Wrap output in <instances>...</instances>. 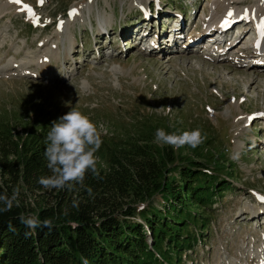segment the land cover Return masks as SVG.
<instances>
[{"label":"rangeland","instance_id":"obj_1","mask_svg":"<svg viewBox=\"0 0 264 264\" xmlns=\"http://www.w3.org/2000/svg\"><path fill=\"white\" fill-rule=\"evenodd\" d=\"M214 1L147 0L145 7H139L136 0H22L12 5L0 0L4 13L0 21V113H17L14 116L27 125L37 120L51 124L69 108H77L97 125L103 124L108 130L105 135L114 132L115 136L137 132L135 123L150 124L156 119L169 133L201 131L204 140L196 148L208 149L201 157L188 145L174 148L156 142V137L151 139L166 149L160 150L158 158L184 155L204 161L200 165L210 170L224 166L218 176L231 183L228 192L215 195L212 205L191 208L208 211L210 218L204 232V222L190 226L192 248L174 258L177 264H248L250 250L258 253L256 244L259 240L264 244V202L258 198L264 197V65L262 60H257L262 61L260 67L234 63L227 58L232 50L218 49L233 40L231 46L239 47L251 32L244 29L248 23L241 22L253 19L258 4L254 0L237 6ZM183 4L184 8L174 10ZM157 5L163 9L156 11ZM73 10L76 14L70 15ZM213 15L217 21L223 17L233 21L222 27L227 31L223 43L216 46L215 40L218 51L212 49V53H221L208 56L202 51L212 37L208 30L206 37L203 33ZM129 23L135 29L128 28ZM59 28L69 36L42 46L40 42ZM134 30L143 31L135 36ZM130 36L147 46L131 45ZM52 45L53 52L38 57V51ZM19 49L20 58H14ZM27 56L32 62L24 66ZM229 69L251 71L263 86L248 92L243 76ZM232 80L241 82L242 92L235 90ZM18 130L22 131L21 124ZM176 161L168 157L163 171L172 176Z\"/></svg>","mask_w":264,"mask_h":264},{"label":"trees","instance_id":"obj_2","mask_svg":"<svg viewBox=\"0 0 264 264\" xmlns=\"http://www.w3.org/2000/svg\"><path fill=\"white\" fill-rule=\"evenodd\" d=\"M9 115L0 113V194L19 189V195L10 211H0V264H177L174 258L192 248L190 226L204 222L201 230H207L209 212L191 208L210 206L215 195L231 189L217 173L224 166L210 170L184 155L158 158L166 150L151 140L164 129L159 119L135 123L137 132L103 135L96 153L99 176L88 172L83 185L71 190L44 188L38 180L51 175L44 157L49 120L27 125ZM199 148L197 154L205 156L208 149ZM168 157L178 160L172 176L163 171ZM21 213L52 219L54 227L28 229Z\"/></svg>","mask_w":264,"mask_h":264},{"label":"clouds","instance_id":"obj_3","mask_svg":"<svg viewBox=\"0 0 264 264\" xmlns=\"http://www.w3.org/2000/svg\"><path fill=\"white\" fill-rule=\"evenodd\" d=\"M69 109L58 119L53 120L49 126L44 157L51 175L42 176L38 180V183L47 189L62 190L67 187L71 190L76 183L83 185L86 173L91 172L94 176L100 174L96 153L103 143L102 136L107 133V130L103 124L97 125L77 108ZM155 137L156 142L171 145L174 148L185 145L196 148L204 140L199 129L169 133L163 128H159ZM87 191L89 196L93 195L91 187L87 188ZM18 195L19 189H15L11 196L7 192L0 194V203L4 205L0 211H10L14 202L17 201ZM72 206L78 208L79 201L74 198ZM18 219L31 230L38 227L49 229L54 227L52 219L40 221L35 215L26 216L21 213ZM72 227L75 228L77 225L72 224ZM30 234L31 232L25 233V235ZM85 264H87L86 261Z\"/></svg>","mask_w":264,"mask_h":264},{"label":"bare ground","instance_id":"obj_4","mask_svg":"<svg viewBox=\"0 0 264 264\" xmlns=\"http://www.w3.org/2000/svg\"><path fill=\"white\" fill-rule=\"evenodd\" d=\"M216 1L217 0H215L214 2H216ZM245 1L246 0H226V2H228V3H230V5H234V6L240 5L242 2H245ZM254 1H255V3L257 2V4H258V11L259 12L257 14H254V12L252 13L253 19L250 20V18H245V19H249V20H246L244 23L241 22V24H247L248 23V25L244 29L245 30H251V32L253 31L254 36H249L253 40L252 41L244 40V41H242V43L240 41L239 47H238L237 44L236 45L234 44V45L231 46V44L233 43V41H229V42L225 43L222 48H221L220 45H216V46H220V47H218V49H221L222 52H225L226 50H229V49H230V51L231 50L233 51V53L231 54V56H228L227 57L229 61H233L234 63H235V61H240V62L244 63V65H249V63H252L255 66L260 67L261 66L260 63L262 61H263L262 64L264 65V0H259V1L254 0ZM8 3L10 5H12L14 2H12V0H9ZM147 3H148L147 0H136V4L139 5V7L140 6L141 7H145V5ZM252 4H253V2H252ZM226 9H229V8H226ZM3 17H4V13L3 12L2 13L0 12V21L3 19ZM213 17L217 19V17L215 15H213L210 18V23L212 25H214V24H216L218 22ZM236 17H240V14H237ZM226 20H227L226 23L228 25L231 24L232 21H233L232 18H228V17H227ZM207 27L208 26H206L205 28H207ZM205 28H204V33L203 34H205V37H206L207 30H205ZM46 29H49V27H46ZM221 33H224L226 35L227 34V31H225V29L222 28ZM248 34H251V33L248 32L247 35ZM67 36H69V33H66V31L60 30V28H59L56 31H54L50 37L44 38V40L41 41L40 43H42L41 44L42 46L43 45H47V44L50 45V43L52 41H54L53 40L54 38H56V39L60 38L61 41H62ZM215 40L216 39H214L212 43L209 42L207 44L208 45L207 47H203V51L202 52L203 53H206L208 56H211V55L213 56L212 49H214L213 47L216 44V41ZM65 43H66V41H65ZM146 46L147 45L144 44V45L141 46V48L144 49ZM20 49L15 52V57L14 58H20L19 55L18 56L16 55V54H20L21 55ZM64 50H66V48H64ZM50 51L51 52L54 51L53 45L51 47L45 49V50L38 51V57L39 56H45V54L48 53V52H50ZM62 53H64V51H62ZM66 54H67V51H66ZM30 55L33 56V54H30ZM243 56L245 58H243ZM250 57H252L253 60H251V61L248 60V58H250ZM30 58H32V57L27 56V57L24 58V60H25L24 61V66H29V63L28 62H32V61L31 60H27V59H30ZM223 58H225V56ZM5 59H6V57H3L2 58V60H5ZM257 60H262V61L257 62ZM41 61H42V59L40 60V62ZM45 61H43L40 64L43 66V64L45 63ZM158 63H161L163 65V63H165V62L159 61ZM35 64L36 63H34L33 65H35ZM36 65H38V64H36ZM9 69H11V68L8 67L7 70H9ZM12 69H18V68H15L14 66H12ZM23 69H25V68L24 67H21L20 68V70H23ZM130 69H132V68H130ZM229 73H233V74L239 73L240 76L242 75L243 76V81L246 82V89H247L248 92H253L254 90L258 89L259 86H263V84L261 83V81L258 78L253 77L251 71L244 70V69H240V70L239 69H229ZM232 82H233V80H232ZM240 83L241 82L234 83L232 85L235 86V90L242 92L241 91V88H240L241 87V84ZM257 95H259V94H257ZM259 242H260V240L258 241V243H257L256 240H253V242H252L253 243V246L255 247L257 245V250H259V252L258 253L257 252H251V250H250V253L248 254V258H249L248 264H250V263L251 264H264V244L263 243H259ZM254 244H256V245H254ZM245 248H247V246H245Z\"/></svg>","mask_w":264,"mask_h":264},{"label":"snow or ice","instance_id":"obj_5","mask_svg":"<svg viewBox=\"0 0 264 264\" xmlns=\"http://www.w3.org/2000/svg\"><path fill=\"white\" fill-rule=\"evenodd\" d=\"M12 2L17 3V4H20L22 2V0H12ZM40 3H43V0H40ZM24 9L27 10V11H29V12H32V15L33 16L35 15V13L32 11V9H31L30 6L24 5ZM75 14H76L75 10H73V12L70 13V15H75ZM58 26L62 28L63 27L62 22ZM261 115H264V113H262ZM258 198L261 200V202H264V197H258Z\"/></svg>","mask_w":264,"mask_h":264}]
</instances>
